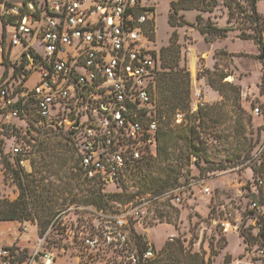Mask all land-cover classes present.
Here are the masks:
<instances>
[{"label":"built area","instance_id":"obj_1","mask_svg":"<svg viewBox=\"0 0 264 264\" xmlns=\"http://www.w3.org/2000/svg\"><path fill=\"white\" fill-rule=\"evenodd\" d=\"M151 2L0 0V132L14 127L19 133L5 148V158L20 161L16 170L28 173L23 161L35 157L47 136L63 133L75 148L83 178L100 185L104 194L114 185L117 191L109 194L122 197L107 207L87 203L59 211L46 228L37 225L32 253L21 260L23 250L0 247V264H53L55 254L69 255L74 264H142L157 252L138 232L157 224L174 228L168 221L177 218L185 201L183 187L127 197L136 193L129 190L142 167L157 157L154 91L160 59L150 38ZM32 77L36 82L30 84ZM205 106V97L196 93L193 110ZM183 120L176 112L172 125ZM203 193L211 194L207 187ZM251 209L259 228L264 207L253 201ZM77 210L89 212L91 223L78 215L71 219L70 211ZM215 212L212 223L224 236L239 234L231 212L221 218V211ZM137 237L146 248L141 254ZM53 238L60 248L50 244ZM181 242L199 253L197 243ZM259 253L264 256V250Z\"/></svg>","mask_w":264,"mask_h":264},{"label":"rangeland","instance_id":"obj_2","mask_svg":"<svg viewBox=\"0 0 264 264\" xmlns=\"http://www.w3.org/2000/svg\"><path fill=\"white\" fill-rule=\"evenodd\" d=\"M151 1L155 12L153 25L150 26L153 27L150 38L153 48L159 55L160 50L169 45L173 31L167 19L170 2L174 0ZM257 10L259 14H264V0H258ZM224 14L227 15V21L222 22L224 24L221 27H231L234 30L230 31L225 42L220 44L226 46L225 52H215L213 59H206L204 52L209 49V45L199 40L198 37L201 39L204 37L200 36L195 28L183 26L176 29L180 45L179 67L189 73V106L184 110V114L188 122L194 120L193 114L197 117L195 121L198 125L197 132L199 140L205 143L207 162L200 159L194 165L196 158L193 157L190 165H186L181 154L176 151L182 147L181 142L178 141L174 154L178 160L174 162V165L178 164L176 173H179L175 187H183L185 201L178 210L177 218L168 221V224L175 222V229L168 225L157 224L151 226L146 233L139 230L138 233L147 237L157 253H163L165 244L171 243L168 239L177 234L178 238H173V241L180 239V241H189L190 245L197 243L194 249L205 259L213 251L211 264L235 262L264 264V256L259 253L260 250H264V240L258 237L259 228L254 224L256 215L251 209L253 201L258 204L254 196L259 195L260 185L254 181L253 172L249 167L251 160L257 159L264 148V58L259 59L264 53V48H259L252 41L238 38L240 30L244 31L249 27V23L237 15L231 23H228V10L222 5L221 0L211 13L200 14L201 25H205L209 20L218 26L217 19L222 18ZM182 15L184 18L185 15ZM195 22L194 19L189 23ZM244 33L250 34L251 30H245ZM262 42L264 45V33ZM192 52L198 56L195 60L196 68L195 66L191 68ZM199 52L202 54H197ZM165 71L161 68L160 61L158 76ZM209 81L220 89V93L209 86ZM34 82L36 77H32L30 84ZM227 83L232 88L224 86ZM198 92L205 97L206 106L200 111L201 113L196 114L193 104L194 95ZM255 109H259L258 114L255 113ZM179 131L180 129L174 128V138ZM52 135L57 136L51 137V142L45 140L35 157L23 161V169L29 172L20 173L16 170L18 169L16 164L21 166V162L14 160L15 163H12L5 158L4 152L10 146L0 132V202L16 201L22 185L28 184L29 189L34 187L37 190L43 185L51 186L54 195L41 202L48 209H52L54 214L89 203L88 191L92 184L79 174L77 159L70 141L63 133H52ZM142 173L143 175L151 173L153 177L160 176L163 179V174L156 163L150 168L143 167ZM26 174L31 176L26 177ZM140 181L141 179H136L129 191H139V194L146 196L151 191L141 188ZM204 187L210 189V195L203 193ZM108 191L106 194L110 195V192L115 193L117 189L110 184ZM105 199L111 202L116 198L107 196ZM27 200L34 205L31 197ZM216 209L221 211L220 218L226 212H231L233 223L240 227L239 234L230 232L224 236L221 233L220 227L212 223L217 215ZM76 215L85 218L89 224L93 219L89 212L77 210L69 213L71 219ZM40 218H42L41 214H37L33 221L0 222V246L7 244L9 247L32 253L37 244V225L39 224L41 229L45 226ZM50 219L52 216L49 217ZM52 242L55 247L62 246L54 238ZM59 255L55 254L56 261L53 264H71L69 255Z\"/></svg>","mask_w":264,"mask_h":264},{"label":"trees","instance_id":"obj_3","mask_svg":"<svg viewBox=\"0 0 264 264\" xmlns=\"http://www.w3.org/2000/svg\"><path fill=\"white\" fill-rule=\"evenodd\" d=\"M221 2L228 10V23L232 22L235 15L249 23V27L245 28L244 31L251 30V33H244L243 30H240L241 33L238 35V38L243 41H252L259 48H264L262 42V34L264 33V14L261 15L258 13V0H221ZM218 5L219 0H174L170 2L167 23L173 31L169 39V45L162 48L159 52L161 68H164L166 71L158 76L154 91V97H156L159 107L158 114L160 123L157 137V157L143 166L144 168H150L153 167L155 163L158 164L160 172L163 174V179H161L160 176L153 177L151 173H145L143 175L142 169L138 175V179H141V188L151 191L149 194H162L175 188V184L178 181L177 176L179 174L176 173L178 164L174 165V162H178L174 157L176 151L181 154V158L185 160L186 165H190L191 158L193 157L196 158V161L193 162L194 165L197 164L200 159L207 162L206 146L203 141L199 140L197 132L198 125L195 122L197 117L193 114L192 118L194 120L188 122L184 114V110L188 109L189 106V73L179 67L180 45L178 43L176 29L183 26L195 28L199 34L204 37L206 43H212L214 40L227 38L228 33L234 30L233 28L218 27L209 22V20L205 25H201L202 16L200 14L211 13L218 7ZM184 11L199 12L195 17L196 22H187L182 15V12ZM149 31L152 32L153 27H149ZM228 55L233 56L230 54ZM209 86L220 93V89L213 82L209 81ZM224 86L231 87L228 83ZM201 110L202 109L197 110L196 114L201 113ZM176 112L184 114V120L179 126L172 125V117ZM174 128L180 129L179 134L175 138L173 137ZM1 133L4 135L3 139L9 142V146L19 138V133L14 127H6ZM55 136L57 135L47 136V141L51 142L50 138ZM178 141L181 142L182 147L180 148L181 150L178 149L175 151L178 147ZM44 142L45 141L40 144V147ZM71 145L75 153V148L72 143ZM171 163H173L172 166ZM6 165L9 167V163ZM249 167L253 172L254 181L260 185L258 187L259 195L254 196V198L257 199L258 206L264 207V148L257 159L251 160ZM14 173L16 172L14 171ZM32 173L33 169L31 174ZM79 174L81 175L80 172ZM30 176V174H26V177ZM22 186L23 187L20 189L16 201L0 202V222L21 223L26 220L33 221L37 217V214H41L42 218L40 219H42L43 224L45 225L44 228H46L52 220H49V217L52 216L53 218L56 214H54L52 209L45 207L41 200L52 197L54 191L51 186L46 185L41 186L39 190L34 187H30L29 189L28 184H23ZM101 191L102 187L97 183L91 185V189L88 191V202L93 203L98 207H107L108 200H106L105 197L110 196L116 199L122 198L120 196L107 195ZM138 194L139 191L135 194L127 195V197L132 198ZM28 197L33 199L34 205H31L30 201L27 200ZM259 224L258 237L264 240V218L261 219ZM134 243L140 254L146 250L142 237H137L134 240ZM50 244H53V242L51 241ZM55 248L60 247L56 246ZM163 250V253H157L152 260L146 261L142 264H211V257L214 255L213 251H211L210 256L205 259L200 253L185 249L179 239L165 244ZM20 257L21 260L25 259L26 252L21 251Z\"/></svg>","mask_w":264,"mask_h":264},{"label":"crops","instance_id":"obj_4","mask_svg":"<svg viewBox=\"0 0 264 264\" xmlns=\"http://www.w3.org/2000/svg\"><path fill=\"white\" fill-rule=\"evenodd\" d=\"M184 15H185V19L189 22H193L195 17L197 16V14H199V12L197 11H184L182 12ZM209 16V14H207ZM209 19V17H207V20ZM214 19V18H213ZM217 24L218 26H222L224 23H226L227 21V15L224 14V16L222 18H218L217 19ZM224 22V23H222ZM201 36V35H200ZM199 40H201L202 42L206 43L204 41V38L201 39L200 37H198ZM225 39H221V40H214L212 43H207L209 45V49L207 51H205L204 53L206 54V59H213V56H214V53L215 52H225L226 50V46H223V45H220L221 43L225 42ZM223 50V51H221ZM197 54H202V53H197ZM198 58V56L196 55V53L192 52L191 54V68H192V65L195 66L196 68V62L195 60ZM0 247H9V245L5 244V246H0ZM70 260V259H69ZM71 264H74V260H70Z\"/></svg>","mask_w":264,"mask_h":264},{"label":"water","instance_id":"obj_5","mask_svg":"<svg viewBox=\"0 0 264 264\" xmlns=\"http://www.w3.org/2000/svg\"><path fill=\"white\" fill-rule=\"evenodd\" d=\"M263 58H264V53L261 55L259 59L262 60Z\"/></svg>","mask_w":264,"mask_h":264},{"label":"bare ground","instance_id":"obj_6","mask_svg":"<svg viewBox=\"0 0 264 264\" xmlns=\"http://www.w3.org/2000/svg\"><path fill=\"white\" fill-rule=\"evenodd\" d=\"M192 68H194V65H192Z\"/></svg>","mask_w":264,"mask_h":264}]
</instances>
